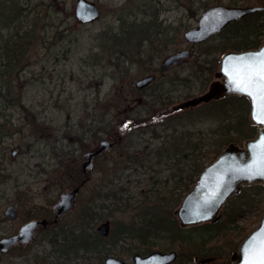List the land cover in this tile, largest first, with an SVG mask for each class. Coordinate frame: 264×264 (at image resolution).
<instances>
[{
	"label": "rangeland",
	"instance_id": "1",
	"mask_svg": "<svg viewBox=\"0 0 264 264\" xmlns=\"http://www.w3.org/2000/svg\"><path fill=\"white\" fill-rule=\"evenodd\" d=\"M22 1H28L25 4L28 14L24 19L35 28L36 36L35 44L21 62V76L13 80L15 105L9 106L0 98L1 105L6 106L2 111L7 113L0 116V134H3L0 136V237L32 216H53L51 204L62 188L74 184L69 177L71 172L62 167L69 163L71 153L78 154L82 160L83 153L102 138L114 139L123 123L135 120L134 115L153 116L155 110L168 109L172 104L202 92L218 70L221 54L228 48L247 44L248 36L240 33V28L248 25L246 22L250 23V46L264 41V11L230 25L204 42L191 43L184 37V32L197 24L205 9H199L197 1L94 0L100 6L101 16L91 23H80L76 19V0ZM209 1L211 5L261 4L260 0ZM187 6L197 12L193 14ZM135 14L146 17L145 22L150 23L140 32L153 34L152 41L142 44L143 39L136 34L138 27L135 31H125L124 36H115V32L123 28L121 18L125 15L133 18ZM156 15L164 23L159 28L152 24ZM126 41L133 45L134 48L129 45L128 48L133 50L134 57L124 53ZM144 45H147V53L140 52ZM187 48L193 52L189 60L167 72L159 71L165 55ZM127 53L130 55L129 51ZM155 70L160 76L155 83L145 90L137 89V78ZM219 104L171 113L164 119L155 118L152 124L130 126L123 133L120 145L99 157L74 210L58 224L40 232L28 246L0 252V264H103L107 254L122 252L119 244L109 247L112 243L105 240L106 247L100 246L89 252L80 250L78 254L65 245L85 237L83 241L89 246L87 238L92 240L95 226L107 218L111 220V239L124 241L126 237V247L134 251L139 249L133 246L138 240L141 242L140 233L147 230L139 219L148 209L140 208L142 201L154 196V189L159 190L161 193L150 199L151 204L155 209L159 208L158 214L167 218L168 209L182 185L170 192L175 182L169 183L168 188L164 183L173 170L180 173V167L172 169L176 157L167 158L164 150L162 156L153 155L163 135L176 130L182 132L185 139L189 134L194 139L199 134L206 135L211 148L217 135L221 136L217 134V128L222 120H231L236 125L231 140L242 144L254 135L253 124L247 120L251 129L242 121V109L232 103L219 108ZM154 134L161 135L157 137L159 140ZM13 149L19 150L15 156ZM129 152L133 155L130 161L127 160ZM62 154L66 160L63 159L65 162L61 165ZM125 165L128 167L123 170L124 174H108ZM79 174L81 179L80 170ZM241 193L230 202L235 208L242 209V214L232 223L226 221L225 214L221 220L220 232H226L215 235V229L210 232L206 227L180 229L179 237L173 242L167 236L158 238L157 246L160 247L155 249L178 250L179 259L173 264H195L194 255L216 257L206 264H232L228 259L233 248L231 242L235 244L250 227L257 225L264 210V186H248ZM10 203L20 210L16 220L4 215V209ZM124 255L131 261L132 254Z\"/></svg>",
	"mask_w": 264,
	"mask_h": 264
},
{
	"label": "water",
	"instance_id": "2",
	"mask_svg": "<svg viewBox=\"0 0 264 264\" xmlns=\"http://www.w3.org/2000/svg\"><path fill=\"white\" fill-rule=\"evenodd\" d=\"M263 9L264 5H213L203 11L197 25L188 28L184 32V36L188 41L206 40L212 34L219 32L230 21ZM75 15L78 20L88 22L97 19L100 11L93 1L77 0ZM261 51H264V42L258 47L246 50H226L221 57L215 79L210 82L208 88L198 95L174 104L170 109L176 111L192 108L213 99L241 94L247 96L250 101V122L257 124V133L253 137L246 139L242 145L237 142L228 143L216 158L205 166L197 182L184 193L180 204L174 210L181 226H192L205 221L218 220L221 217L224 203L232 195L238 193L243 185L264 184V174H260L264 172V144L261 143V139L264 137V120L257 119V115L260 113L259 99L250 92L237 89L232 78L224 71L230 60H239L241 57H246L252 53H260ZM190 55L191 51L189 49L179 50L166 56L162 64L165 68H168ZM220 77H224V79L222 80ZM152 79L153 76L148 75L140 78L136 83L139 87H142ZM112 145V141L104 139L97 148L89 151L87 153L88 159L83 164V170L86 172L87 168L92 165L94 155L110 148ZM85 181L86 179L61 195V199L55 204V209L60 216L73 208L74 199ZM6 214L12 218L16 217L17 214L13 205L8 207ZM46 221L44 219L41 222L45 223ZM37 223L38 221H30L21 228L20 235L2 238L0 248L6 250L10 245L16 244L20 238L28 241ZM110 227V220H105L97 226V231L107 236L110 233ZM262 236H264V215L260 223L249 232L233 252L231 256L233 264H244V249L250 243L259 241ZM176 257L177 252L175 250H155L145 256L136 254L134 263H128L114 256H109L105 259V264H168Z\"/></svg>",
	"mask_w": 264,
	"mask_h": 264
},
{
	"label": "trees",
	"instance_id": "3",
	"mask_svg": "<svg viewBox=\"0 0 264 264\" xmlns=\"http://www.w3.org/2000/svg\"><path fill=\"white\" fill-rule=\"evenodd\" d=\"M194 2H199L200 7L199 9H203L208 7L210 3L209 0H192ZM261 3H264V0H260ZM28 3V1H22V0H0V98H3L4 103H8V105H15V97H14V91H13V80L16 81L17 78L21 76L20 70L22 69L21 62L23 60V57L26 55V52L28 49H30L31 46L35 44L34 38H35V28L25 23V19L27 16L26 7L25 5ZM235 3V2H234ZM187 6L186 8H188ZM190 8V7H189ZM188 8V9H189ZM193 14L197 12V10L191 7L189 9ZM252 15V14H251ZM32 17V16H31ZM250 17V16H249ZM146 17L138 16V14H135L133 18H130L129 15H125V18H121V25L123 28H120V32L116 31L115 36L125 35V31H135L136 27H138L139 33H136L138 36H140L142 40V44H144V41H152L154 39L153 34L152 35H145V32L142 31L146 24L150 25L149 22H145ZM124 22V23H123ZM127 22V23H126ZM145 22V23H144ZM24 24V25H23ZM152 24H156L158 28L160 26H163V21L161 19H158V15L155 16V19H153ZM34 31V32H33ZM135 35V34H134ZM157 39V38H156ZM131 41V40H130ZM130 41H126V46L124 47V53L128 55V57L132 56L134 57L133 53L128 52V45L130 46ZM122 43L124 41H121ZM148 42V43H149ZM141 43V40H140ZM135 45V44H134ZM152 45V44H151ZM150 45V46H151ZM136 46V45H135ZM147 46V45H146ZM146 46H142L143 48L140 50L141 53H147L148 50H146ZM153 45L150 47L152 50ZM149 49V50H150ZM126 57V59H128ZM216 104H219V108L224 107L225 105H229V103L237 105V108L242 109V112L240 113L243 118V122H245L249 127L250 125L247 123V111H248V101L245 98L242 97H236L234 99H230V101H219L215 102ZM214 103V104H215ZM2 103L0 102V116H6L7 113H3V109L6 108V106H2ZM19 104V103H16ZM231 104V105H232ZM22 106H24V103H22ZM227 107V106H226ZM230 116V115H229ZM240 117V116H238ZM137 120V121H136ZM136 120L132 121L134 125H137L139 123L146 124L149 122V119H141L136 117ZM1 123V121H0ZM123 127H120V132L124 133L129 128V124H122ZM132 126V125H131ZM252 129V127H250ZM236 130V125L231 120H222L220 124H218L217 128V134L221 135L216 137L212 143V147L210 148V139L207 138L206 135L197 136V138L194 139L191 134H189L188 138L185 139L182 132H177L176 134H173L174 131L163 138L160 145H157L155 148L156 151H154V156H162L164 155V151L167 152V158L170 159L172 157H176V160L174 162V168L177 169V166L180 167V173L178 174L176 170H173V172L167 177V179L164 181L166 184V187L168 188V184L175 182V185L172 189H170V192H175L178 188V186H181L179 192L176 193L175 201L173 202L172 206L170 207V214L167 215V218L163 217L162 213L158 214V209H155L154 204H151L153 201L150 200L151 198H154L156 193H161L159 190L154 189L153 192L155 193L154 196H150V199L147 197L146 200L142 201V204H140V208H148L145 211V215L143 217L140 215L139 219L141 224L144 226L146 225L147 230L145 229V232H141V242H139L140 246L136 245V247H140L142 251H148L153 249V247H156L157 239L161 236L168 237L171 242L175 238H178L180 227L177 224V221L175 218L171 217V210L172 208L178 203L182 193L187 190L196 180L197 176L199 175L202 168L205 166L207 162L212 160L216 154L228 143L231 141L232 136L231 133H234ZM1 131V130H0ZM3 132V130H2ZM3 134H0V136ZM248 135V133H246ZM159 136V135H158ZM188 140V141H187ZM209 141V142H208ZM160 146V147H159ZM182 146H184V149H180ZM159 148V149H158ZM154 150V149H153ZM164 150V151H163ZM180 151V152H178ZM214 152V153H213ZM151 154V151L150 153ZM148 154V155H149ZM129 156L127 157V160L130 161L131 158H133L132 153L129 152ZM137 156V155H136ZM128 165L122 166L121 169H113L111 172H108V174H113L114 176L122 175L124 174L123 170L127 168ZM171 167V165H170ZM187 167V170L184 168ZM188 180L187 182H185ZM183 181V182H182ZM109 182V180H108ZM123 186V184H122ZM177 186V187H176ZM176 187V188H175ZM123 189V188H122ZM229 209L227 210V217L233 218L230 219L231 221L234 220V218L241 214L239 208H235V206L231 203L229 205ZM142 211H140L141 213ZM157 213V214H156ZM211 227V226H210ZM136 228V227H134ZM164 233V234H162ZM83 239L85 237H82V240L74 243H66L65 247H72V252L75 254H78L80 250H84L85 252H89L92 249H99L97 247L103 246L106 239L104 237H101L97 234H94L93 239L87 238L86 242L89 246L84 243ZM145 240V241H144ZM69 248L65 250L67 253Z\"/></svg>",
	"mask_w": 264,
	"mask_h": 264
},
{
	"label": "snow or ice",
	"instance_id": "4",
	"mask_svg": "<svg viewBox=\"0 0 264 264\" xmlns=\"http://www.w3.org/2000/svg\"><path fill=\"white\" fill-rule=\"evenodd\" d=\"M224 71L232 78L237 89L250 92L259 99L260 113L257 119L264 120V51L249 54L239 60H230ZM261 143L264 144V137ZM244 252V264H264V236L250 243Z\"/></svg>",
	"mask_w": 264,
	"mask_h": 264
},
{
	"label": "flooded vegetation",
	"instance_id": "5",
	"mask_svg": "<svg viewBox=\"0 0 264 264\" xmlns=\"http://www.w3.org/2000/svg\"><path fill=\"white\" fill-rule=\"evenodd\" d=\"M189 59H190V58H187L186 60H189ZM161 60H162V59H161ZM186 60H185V61H186ZM159 66H160L159 71H161V72H167V71H169V70H171V69L173 68V67H171V68H168V69H164V68L161 67V62H160V64H159ZM149 73L154 75L153 83H155V81L160 77L156 70H155V71H152V72H149ZM153 83L149 84L148 86H146V87L143 88V89L145 90L146 88H148L149 86H151ZM143 89H139V90H143ZM169 107H170V106H169ZM169 107H168V108H169ZM168 114H169V112H168L167 107H164V108H161L160 111H156V110H155V112H154L153 116H151V118L153 119L154 117H156V118L160 117L161 119H164ZM88 135H89V134H88ZM91 135H92V133H90V136H91ZM71 151H72V149H71ZM83 157H84V153H83ZM83 157H82V158H83ZM98 157H99V156H98ZM98 157H97V158H98ZM64 158H65V157H64V155L62 154V157H61V160H62V161L60 162L61 165L63 164L62 162H65L64 160H66V159H64ZM97 158H96V159H97ZM63 159H64V160H63ZM83 159H84V158H83ZM83 159L80 160L79 157H78V154H76V153H75V154L71 153V154H70V158H69V163H68V164L65 163L64 165H62L63 168L66 167V168H68V170L71 172V173L69 174V177H70L71 183H74L73 185H75V183H78V182H80L81 180H83V179L85 178V177H83V178H81V180L79 181V174H78V171H79V168H80V166H81V163H82ZM95 162H97V160H96ZM95 164H96V163H95ZM68 166H69V167H68ZM73 185H72V186H73ZM72 186H71V187H72ZM71 187H68V186H67V188L65 187V189L62 188L61 191L59 192V196H58V198L54 201V203L51 204L50 209H51V212H53V213H52V214H53L52 217H50V215H44L43 217H42V216H32V217L26 219L21 225H19L18 228L14 229V230L11 231L10 233H6L5 236H14V235H16V234H19L20 231H21V228H22L26 223H28L29 221H31V220H38V221H41L42 219H48V221H46L45 223H39V224L34 228V230L32 231V237L30 238L29 241H25V240H23L22 238H20L19 241H18L14 246H10V248H8V249L5 251V253L8 252V251H10V250H12V249L18 248V247H26V246H28L33 240L36 239L37 235H38L40 232L45 231L48 227L52 226L53 223H58L59 221L62 220V218H63L64 216L68 215L70 212H68V213H66V214H64V215H62L61 217L58 216V211L54 208V204L59 200L61 194H62L64 191L70 189ZM11 204L14 205L15 210H16V214H17V215H16L15 218H12V217L9 216L8 214H6V210L8 209V207H9ZM19 213H20V210H19V208H18L14 203H10V204H8V205L6 206V208L4 209V215H5L6 217L10 218L11 220H16V219L19 217ZM60 218H61V219H60ZM212 256H214V255H212ZM202 258L208 260V259H212L213 257H211V255L201 256V257H199L198 255H195V256H194V260H196L198 264H200V260H201ZM206 260H205V261H206Z\"/></svg>",
	"mask_w": 264,
	"mask_h": 264
},
{
	"label": "bare ground",
	"instance_id": "6",
	"mask_svg": "<svg viewBox=\"0 0 264 264\" xmlns=\"http://www.w3.org/2000/svg\"><path fill=\"white\" fill-rule=\"evenodd\" d=\"M136 42H137V40H136ZM130 47H131V48H134L133 45H130ZM128 51H129L130 53H132L133 50H130V49L128 48Z\"/></svg>",
	"mask_w": 264,
	"mask_h": 264
}]
</instances>
